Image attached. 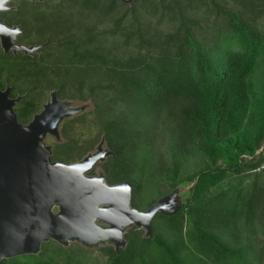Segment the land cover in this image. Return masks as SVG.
I'll use <instances>...</instances> for the list:
<instances>
[{"label":"trees","instance_id":"16d2710c","mask_svg":"<svg viewBox=\"0 0 264 264\" xmlns=\"http://www.w3.org/2000/svg\"><path fill=\"white\" fill-rule=\"evenodd\" d=\"M52 8L50 20L32 13L44 19L39 26L20 18L37 43L50 41L41 54L0 47V86L23 95L19 120L33 119L48 90L91 100L93 109L63 122L53 159H81L104 136L115 152L102 164L107 179L130 181L139 209L194 182L178 212L156 215L152 237L135 226L125 248L103 247L107 264H264V0H62ZM152 19L174 29L162 33ZM77 122L97 132L77 133ZM159 124L173 131L167 169L151 159ZM190 144L207 161L181 178ZM153 181L170 188L138 204ZM42 246L2 264L76 261L53 240Z\"/></svg>","mask_w":264,"mask_h":264},{"label":"water","instance_id":"95a60500","mask_svg":"<svg viewBox=\"0 0 264 264\" xmlns=\"http://www.w3.org/2000/svg\"><path fill=\"white\" fill-rule=\"evenodd\" d=\"M9 1L0 0V11L11 9ZM23 32L19 25L0 21L5 53L33 54L40 49L41 45L18 43ZM11 93L10 86H0V264L7 258L38 254L50 240L62 245L77 241L87 247L109 242L119 251L127 246V228H144L152 237L158 213L169 216L180 210L183 203L176 199L177 190L141 210L133 206L130 181L110 184L104 172L88 174L113 154L104 146L105 137L81 160L67 163L52 158L45 138L51 134L61 140L60 124L82 113L85 103L63 100L54 89L43 109L23 123L15 110L23 95Z\"/></svg>","mask_w":264,"mask_h":264},{"label":"rangeland","instance_id":"374dc122","mask_svg":"<svg viewBox=\"0 0 264 264\" xmlns=\"http://www.w3.org/2000/svg\"><path fill=\"white\" fill-rule=\"evenodd\" d=\"M18 0H12L9 3V6L12 8H15V2H17ZM133 2V0L126 2L131 4ZM13 3V4H12ZM72 13H70L69 16L73 17V11H71ZM47 14V12H46ZM69 14V12H68ZM206 13H203L202 10L200 9L199 11V16L200 17H205ZM8 17V16H7ZM48 19L52 17V14L48 13L47 14ZM46 17V18H47ZM39 19H43L42 16H38ZM54 18V15H53ZM153 24L157 27L158 26V30H160V32L162 33H167L170 32L174 29V24H171L169 21H165L164 23L161 24H157L156 23V19H152ZM44 23V19L42 23H37V26L41 25ZM107 24V22H106ZM105 24V25H106ZM173 25V26H172ZM110 26L107 25L106 27ZM46 28H48L46 26ZM33 39V40H32ZM37 39V35H36V31L32 30L31 31V36L29 38H25L24 39V43L27 45H31V44H35L36 42H32L34 40ZM32 40V41H31ZM1 44V43H0ZM40 44V43H39ZM126 56L129 55V51L124 50ZM37 54H41L42 51H36ZM12 88L13 87L11 85H8ZM52 91V90H51ZM51 91L48 90L47 93L44 94L43 97V103L41 106V109H43L44 104L47 103L48 101L51 100ZM63 100H69L72 101L73 104L77 105V104H84L86 105L85 110L78 114V115H73L71 117L65 118L62 123L60 124V134H61V140H58L55 136L48 134L47 137L45 138V141L48 145H50L52 148L55 147V144H57L58 142H63L66 140V137L64 136L62 127H63V122L73 118V117H77L80 116L84 113H87L88 111H90L91 109H93V103L91 100H79V99H73V98H61ZM81 122H77L75 126L81 125ZM89 124V123H88ZM87 125V124H86ZM85 126H80V128L78 129V132H81L82 130L85 131ZM151 129V131L157 136L156 137V142L153 148V153H152V162L157 165L158 167L160 166H166V169L169 165V160H170V144L172 142V138H173V131L172 128L168 129L166 128L164 125L159 127L158 129ZM87 137L94 135L97 131H95V129H91L89 130V132L87 133V130L85 131ZM87 137H84L87 138ZM104 136H102L99 140V142L101 141V139ZM83 139V140H84ZM105 147H108L107 143L104 145ZM96 148V147H95ZM93 148V150L95 149ZM92 151V150H90ZM206 158L202 155V153L197 150L196 148V144H190L189 145V151L185 150V157H184V165L182 167L181 170V178L186 177L187 175L193 173L194 171L200 169L203 165H205L206 163ZM74 162V161H72ZM96 170L95 171H100L102 168L100 165L95 166ZM90 172V174H98V172ZM194 182H189V181H182L176 188L170 189V191L168 193L173 192L174 190L176 191V199L177 201H179V203H183L185 201V199L188 197L189 193H190V189L193 186ZM169 185L168 184H164L160 181H153V182H144V189L142 190V192L136 197V201L138 204H142L143 206H149V204L151 203L153 197L155 196V194L158 192V190H164L167 189L169 190ZM159 199V198H158ZM153 205V204H152ZM137 208V207H136ZM149 208V207H148ZM141 210H146V209H141ZM55 211H58V208H55ZM97 223L99 224H104L103 222L97 220ZM135 226L129 227L127 228V231H129L131 228H133ZM139 228V227H138ZM144 229V228H143ZM145 233L146 230L144 229ZM127 239V238H126ZM54 241V240H53ZM57 242V241H55ZM58 243V242H57ZM60 244V243H58ZM127 244H128V240H127ZM62 245V244H60ZM108 245H112L109 242L106 243H100L98 245H94V246H85L77 241H70L68 245H62L65 248H71L69 249V253L70 255H72L74 257V259H76V261H74V264H107V260H108V256L102 251V248ZM52 246V245H51ZM44 249V247L42 246L41 251ZM74 252V254H73ZM50 251L49 249H47L46 254H49ZM72 260V264H73V259ZM60 261H64V258L61 257Z\"/></svg>","mask_w":264,"mask_h":264},{"label":"flooded vegetation","instance_id":"af4514ba","mask_svg":"<svg viewBox=\"0 0 264 264\" xmlns=\"http://www.w3.org/2000/svg\"><path fill=\"white\" fill-rule=\"evenodd\" d=\"M12 0H10L7 5L9 6V3L11 2ZM62 0H18L17 2H15V8H12L9 9V10H5V11H0V21L1 22H4L6 23L7 25L9 26H15V25H19L21 26V29L24 31L22 34L18 35V38H17V42L18 43H21V44H25L23 41L25 38H29L31 36V31L29 30L30 28V25L29 24H34L36 22V25L38 23V21H36L32 16V13L35 12L37 14V11H39L40 13H43V14H46V12L50 13L51 11H55L56 9H53L52 8V5L54 4H58L59 2H61ZM13 4V3H12ZM10 7V6H9ZM40 9V10H39ZM52 13V12H51ZM24 15H27V16H24ZM8 16V17H7ZM24 16L26 17V23L29 25V28L27 27V25L23 22L20 21V18ZM33 40V39H32ZM31 40V41H32ZM36 41L35 44H31V45H41L40 49L42 51V48L44 46H46L48 43H50V41H46L44 43H37V40H34L32 41L33 43ZM27 45V44H25ZM31 45H27V46H31ZM0 47H1V44H0ZM2 48V47H1ZM3 50V49H2ZM38 50V51H39ZM4 51V50H3ZM21 51H19L18 53H20ZM43 52V51H42ZM5 53V52H4ZM9 53H13V52H9ZM9 53H5V54H9ZM17 53V54H18ZM24 53V52H22ZM14 55H17L15 53H13ZM25 54V53H24ZM37 53L34 52L33 54H28V55H32V56H35ZM58 96H59V93H58ZM60 97V96H59ZM61 98V97H60ZM41 111V110H40ZM39 111V112H40ZM104 138V137H103ZM64 142V141H63ZM58 143H61L58 142ZM106 140H105V144H106ZM99 144V143H98ZM97 144V145H98ZM97 145L95 147H97ZM108 145V144H107ZM109 149H111L109 146H108ZM96 149V148H95ZM94 149V150H95ZM53 152H54V147L52 148ZM92 149V151H94ZM112 150V149H111ZM113 151V150H112ZM91 152V151H89ZM87 152V154L89 153ZM115 152L113 151V154L114 155ZM110 155V156H112ZM108 156L107 159L110 157ZM52 158H53V154H52ZM82 159V158H81ZM81 159H77L75 161H78V160H81ZM107 159L103 162H100L98 163L97 165H100L101 166V170L100 171H95L96 170V167H94L92 170L88 171L90 174V172H104L105 173V176H106V179H107V174H106V170L103 168L102 164L105 163L107 161ZM56 160V159H54ZM61 161V160H59ZM74 161V162H75ZM64 162V161H63ZM72 162V161H71ZM71 162H67V163H71ZM96 165V166H97ZM91 175H96V174H91ZM122 181H126V180H122ZM128 181V180H127ZM107 182L110 183L107 179ZM120 182V181H118ZM118 182H115V183H118ZM115 183H110V184H115ZM134 186V185H133ZM134 195V193H133ZM133 203V201H132ZM134 206V205H133ZM56 208V207H55ZM55 208H54V211H55ZM58 208V207H57ZM57 212V211H55Z\"/></svg>","mask_w":264,"mask_h":264}]
</instances>
